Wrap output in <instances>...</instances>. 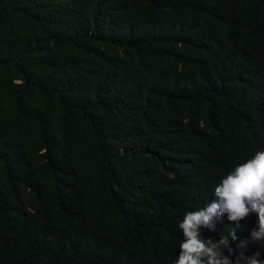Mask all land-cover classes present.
<instances>
[{"label": "trees", "instance_id": "obj_1", "mask_svg": "<svg viewBox=\"0 0 264 264\" xmlns=\"http://www.w3.org/2000/svg\"><path fill=\"white\" fill-rule=\"evenodd\" d=\"M259 151L264 0H0V264H175Z\"/></svg>", "mask_w": 264, "mask_h": 264}, {"label": "clouds", "instance_id": "obj_2", "mask_svg": "<svg viewBox=\"0 0 264 264\" xmlns=\"http://www.w3.org/2000/svg\"><path fill=\"white\" fill-rule=\"evenodd\" d=\"M215 197L206 207L187 212L179 223L183 240L175 264H264L259 251L246 255L247 240L240 241L235 250L228 245L229 254L226 255L221 240H204L199 231L201 227L215 231L214 218L217 216L223 218L226 215L230 223L239 226L241 220L256 213L258 227L252 231L251 238L256 241L264 239V151L257 152L227 174L216 186ZM238 239L233 229L231 240ZM232 255H235L234 261L230 259Z\"/></svg>", "mask_w": 264, "mask_h": 264}]
</instances>
